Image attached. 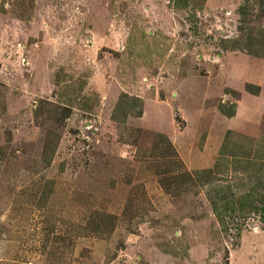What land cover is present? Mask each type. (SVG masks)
Segmentation results:
<instances>
[{
  "label": "rangeland",
  "instance_id": "obj_1",
  "mask_svg": "<svg viewBox=\"0 0 264 264\" xmlns=\"http://www.w3.org/2000/svg\"><path fill=\"white\" fill-rule=\"evenodd\" d=\"M250 1L0 0V264H264L259 215L221 231L204 191L162 189L152 156L163 133L201 170L228 130L264 135V59L236 47L264 29ZM231 87L235 119L218 110ZM123 94L141 117L113 119ZM98 214L114 230L92 233Z\"/></svg>",
  "mask_w": 264,
  "mask_h": 264
},
{
  "label": "trees",
  "instance_id": "obj_2",
  "mask_svg": "<svg viewBox=\"0 0 264 264\" xmlns=\"http://www.w3.org/2000/svg\"><path fill=\"white\" fill-rule=\"evenodd\" d=\"M246 6L249 9H252V6L256 8L259 6L262 11L264 0H251ZM246 6L241 9L242 12ZM254 11L256 12V10ZM254 11L253 9L250 11L252 18H259L261 15ZM236 47L252 57L264 59V29L254 27L249 39H241ZM227 91L236 98L239 96L235 91L229 89ZM246 91L259 96L261 90L260 87L247 83ZM137 106L141 107V110L136 113V116L141 117L144 100L127 94L121 95L113 119L116 121L118 114L127 117L130 111ZM236 108L235 103L228 107L220 104L218 107L219 112L228 118H233L236 115ZM66 111L69 112V110ZM50 135L45 144L49 153L46 155L48 164L51 163L59 141L57 134L50 132ZM156 137L152 148L153 162L154 167L157 168V174L161 176V187L166 193L176 194L179 190L186 188L204 191L208 205L221 231L223 229L227 231L230 228L229 221L255 213L259 215V221L264 224V135L256 138L228 130L219 151L220 155L214 165L210 168L193 171L184 167L183 161L166 135L159 133ZM234 137L240 138L242 142L236 141ZM51 139L54 141H50ZM128 206L129 209L133 207L132 204ZM102 216L104 218L99 214L89 217L88 227L95 235L114 230L116 220L119 219L112 214ZM238 231V238H240L242 229L238 228Z\"/></svg>",
  "mask_w": 264,
  "mask_h": 264
},
{
  "label": "crops",
  "instance_id": "obj_3",
  "mask_svg": "<svg viewBox=\"0 0 264 264\" xmlns=\"http://www.w3.org/2000/svg\"><path fill=\"white\" fill-rule=\"evenodd\" d=\"M247 84V83H246ZM246 84H245V86H244V91L248 94V95H250V96H252V97H254L255 99H258V98H260V97H262V92L260 91V94H259V96H255V95H252V94H250V93H248L247 91H246ZM248 84H253V83H248ZM259 84V85H258ZM261 83H257V85L256 84H253V85H255V86H258V87H260V90H261V85H260ZM236 88H233V87H231V89H229V90H232V91H235V92H237L238 94L239 93H241V92H239V90H235ZM228 90V89H227ZM226 90V95H231V96H233V98H235V99H237V103H235L236 104V115L237 116H239L240 115V113H241V111L243 110V107H242V103H243V99H244V96H245V94H242L241 93V95H240V98H236L232 93H229L228 91ZM229 100V99H228ZM232 103H234V102H230V103H227L226 101L225 102H223V103H220V104H222V105H225V107H228L230 104H232ZM219 104V105H220ZM219 105H218V107H219ZM219 110V109H218ZM256 114H257V112H256ZM224 118H227V119H235L237 116L235 115L233 118H228V117H225L223 114H221ZM250 117V116H249ZM247 254V252L246 253H244V254H241V258L240 257H238V256H236L235 257V259H234V262H235V264H244V263H246V262H248V257H245V255Z\"/></svg>",
  "mask_w": 264,
  "mask_h": 264
}]
</instances>
